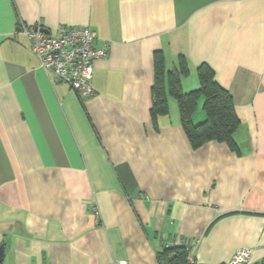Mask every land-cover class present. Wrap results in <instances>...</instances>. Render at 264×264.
<instances>
[{
	"label": "crops",
	"instance_id": "1",
	"mask_svg": "<svg viewBox=\"0 0 264 264\" xmlns=\"http://www.w3.org/2000/svg\"><path fill=\"white\" fill-rule=\"evenodd\" d=\"M88 27L91 97L45 74L23 28ZM207 64L233 98L237 151L193 149L178 105L152 121L153 56ZM199 96L193 123L205 118ZM264 264V0H0V264Z\"/></svg>",
	"mask_w": 264,
	"mask_h": 264
},
{
	"label": "trees",
	"instance_id": "2",
	"mask_svg": "<svg viewBox=\"0 0 264 264\" xmlns=\"http://www.w3.org/2000/svg\"><path fill=\"white\" fill-rule=\"evenodd\" d=\"M67 27H73L68 26ZM177 67L166 70L162 52L153 56L154 81L151 88L150 116L152 121L159 115L167 114V97L175 98L180 124L193 149H197L209 141L225 143L230 150L237 151L233 134L239 125L234 112L233 98L216 80L213 70L207 64L197 68L199 87L189 92H183L180 79L188 74V66L183 55L177 57ZM199 96L204 97L202 122L193 123V114ZM191 254L189 245L163 244L157 252L159 264H189L187 258Z\"/></svg>",
	"mask_w": 264,
	"mask_h": 264
},
{
	"label": "built area",
	"instance_id": "3",
	"mask_svg": "<svg viewBox=\"0 0 264 264\" xmlns=\"http://www.w3.org/2000/svg\"><path fill=\"white\" fill-rule=\"evenodd\" d=\"M29 42L31 52L43 72L56 81L67 84L81 97H91L93 63L106 56V48H96L95 33L88 27L59 25L53 33L34 24L22 30ZM250 248H237L227 264H257L251 262ZM189 264H196L191 254ZM118 264H126L121 261Z\"/></svg>",
	"mask_w": 264,
	"mask_h": 264
},
{
	"label": "water",
	"instance_id": "4",
	"mask_svg": "<svg viewBox=\"0 0 264 264\" xmlns=\"http://www.w3.org/2000/svg\"><path fill=\"white\" fill-rule=\"evenodd\" d=\"M44 31H46V30H44ZM2 260H3V248L0 246V263L2 262Z\"/></svg>",
	"mask_w": 264,
	"mask_h": 264
}]
</instances>
